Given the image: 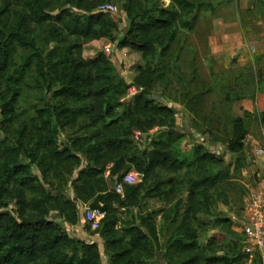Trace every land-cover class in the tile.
<instances>
[{
    "label": "trees",
    "instance_id": "trees-1",
    "mask_svg": "<svg viewBox=\"0 0 264 264\" xmlns=\"http://www.w3.org/2000/svg\"><path fill=\"white\" fill-rule=\"evenodd\" d=\"M168 1L169 5L162 6L160 0H125L121 7L129 24L121 39L114 32L123 24L122 19L119 17L117 23L108 13H93L96 3L89 0H9L0 7V130L4 134L0 140V264H104L97 243L77 239L67 229L68 224L79 222L75 199L105 211L98 231L105 239L109 264H157L150 261V255L153 243L158 241L157 217L161 210L139 215V224L125 235L116 229L118 209L140 208L149 174L165 165L181 170L193 163L201 168L204 172L189 180L191 211L195 205L207 206L210 189L245 167L239 159L235 167L227 164L202 146L194 150L191 163L180 161L173 151L176 139L172 132H162L144 149L138 148L132 139L135 130L171 128L175 122L176 110L156 105L148 96L157 68L148 67L141 73L138 85L145 90L124 104L120 100L125 83L112 75L109 59L102 55L90 60L83 57L80 40L85 37L106 38L117 42L119 49L130 48L146 58L157 55L159 49L162 58L168 56L180 29L192 30L205 6L202 0ZM261 5L264 0H255L254 9ZM56 8L60 12L53 16L51 11ZM72 9L82 14H74ZM47 22L52 25L46 41L62 46L46 57L38 30ZM66 37L73 42L65 44ZM251 63H255V55ZM53 84L58 87L53 96L60 104L24 111L20 104L24 93ZM86 97L96 103L92 114L86 107L75 105ZM120 107L122 111H118ZM244 113L245 117L231 120L226 147L232 155L241 154L246 147L250 113ZM259 121L264 127V114ZM69 127L77 129L64 142L62 133ZM84 160L88 162L85 167ZM211 166L217 168L216 172L205 169ZM132 169L146 178L125 183ZM65 174L73 179L68 181L74 200L48 189L54 178L62 180ZM114 183L122 185V193L114 190ZM158 187L146 196L163 195ZM58 211L64 216L63 223L51 215ZM177 217L176 211L175 222ZM167 244L168 264H193V259H175L199 246L197 230L187 216ZM210 261L232 264L237 260Z\"/></svg>",
    "mask_w": 264,
    "mask_h": 264
},
{
    "label": "rangeland",
    "instance_id": "rangeland-1",
    "mask_svg": "<svg viewBox=\"0 0 264 264\" xmlns=\"http://www.w3.org/2000/svg\"><path fill=\"white\" fill-rule=\"evenodd\" d=\"M6 1L9 0H0V7ZM89 1L90 4L96 3L93 13L103 12V4L113 5L115 10L108 14L117 23L122 13L120 19L124 18L125 22L114 32L115 36L121 39L129 24L121 7L125 0ZM202 1L205 6L194 28L180 29L169 55L163 58L160 56V49L157 55L146 58L141 52L130 48L119 49L117 42L106 38L85 37L80 40L83 46L82 54L86 60L99 55L109 59L112 75L125 83L126 90L120 100L124 104L130 103L136 95L145 90V87L138 85L141 73L148 67L157 68L153 88L148 96L156 105L177 110L175 122L171 128L156 126L148 131L135 130L132 139L138 148L144 149L162 132H172L173 138L176 139L173 151L180 161L191 163L194 150L202 146L221 156L227 164L232 163L235 167V161L239 159L245 165L240 171L234 172L232 179L220 182L210 189L211 199L207 206L195 205L196 208L191 211L188 210L191 205L188 194L189 180L199 177L204 172L201 168L193 163L190 166L184 165L181 170H174L167 165L158 166L147 178L143 173L132 169L129 172L137 174L136 183L146 178L141 206L118 209L119 222L116 229L125 235L129 228L139 224V215L161 210L157 217L158 241L153 243L150 261L168 264L165 256L167 241L187 216L192 227L197 230L199 246L196 250L182 253L175 259H193V264H215L210 261L213 258L237 260L232 264H264L261 251L255 250L249 254L245 251L247 216L243 209L247 197L259 184L260 169L257 160L261 156L257 155L255 147H264V135L259 121V116L264 114V44L260 43L261 34L264 33V5L254 9L255 0ZM160 4L167 6L169 1L160 0ZM59 12V8H56L51 14L56 16ZM71 12L82 14L75 9ZM51 25L49 22L44 23L38 30L46 57L51 55L56 47L62 46L59 42L46 41ZM69 42L73 40L66 37L64 43ZM246 43L249 44L247 50L255 53L254 64L246 55ZM56 89L57 84H53L51 88L46 85L40 91L24 93L20 99L21 107L28 112L36 106L60 104L53 96ZM247 102L253 104L251 111L245 110ZM95 104L93 98L86 97L75 105L86 107L92 114ZM118 111H122V108H118ZM244 112L250 113L246 120V147L241 154L232 155L226 147L231 135V120L234 117H245ZM85 118L84 116L82 119ZM75 129L77 127L66 128L62 133V140L66 142L74 136ZM3 136L0 130V140ZM87 163V160H84L82 166L85 167ZM110 166L107 167L106 178H109ZM205 169L216 172L217 168L211 166ZM33 172L36 173L35 170ZM71 178L68 174H65L62 180L54 178L53 185H49L48 189L53 194H61L68 200H74ZM116 187L117 183H114V190ZM156 187L163 195L148 198L146 193L152 192ZM74 203L79 222L76 225L68 224L71 236L89 243H97L103 263L109 264L105 239L98 231L103 218L96 222H83L82 208L84 205L91 206V202L83 203L75 199ZM176 211L179 212L177 222L174 221ZM51 215L56 217L57 222L63 223L64 216L60 211Z\"/></svg>",
    "mask_w": 264,
    "mask_h": 264
},
{
    "label": "built area",
    "instance_id": "built-area-1",
    "mask_svg": "<svg viewBox=\"0 0 264 264\" xmlns=\"http://www.w3.org/2000/svg\"><path fill=\"white\" fill-rule=\"evenodd\" d=\"M101 9L103 12L107 13L115 10L114 6H111L110 4H103ZM121 16L122 13L120 14V17ZM122 22H125L124 18H122ZM261 128L262 134L264 135V127ZM255 150L257 155L264 156V147H256ZM136 180L137 174L135 172L127 173L124 178V182L127 184H134L136 183ZM116 191L122 193L121 184H117ZM243 209H245V216H247V222L245 225L247 245L245 246V251L249 254L255 250H259L264 255V167L259 170L258 187L247 197ZM105 216V211H102L99 208L94 209L88 205H84L82 208L83 222H96V220L104 218ZM67 229L69 230L68 225Z\"/></svg>",
    "mask_w": 264,
    "mask_h": 264
},
{
    "label": "crops",
    "instance_id": "crops-1",
    "mask_svg": "<svg viewBox=\"0 0 264 264\" xmlns=\"http://www.w3.org/2000/svg\"><path fill=\"white\" fill-rule=\"evenodd\" d=\"M261 38H262V40H260V43L261 44H264V33H262L261 34ZM246 50H247V48L249 47V44L248 43H246ZM248 51V50H247ZM263 53H264V50H263ZM255 54V53H254ZM254 54H252L251 52H247L246 53V55L249 57L248 59L249 60H251L252 58H253V55ZM246 106H245V110L246 111H251V109H252V107H253V104L252 103H249V102H247L246 104H245ZM257 147V146H256ZM255 147V148H256ZM259 147V146H258ZM258 164H259V169H261L262 167H264V156H261V157H259L258 158ZM79 233V232H78ZM79 235H80V233H79Z\"/></svg>",
    "mask_w": 264,
    "mask_h": 264
}]
</instances>
